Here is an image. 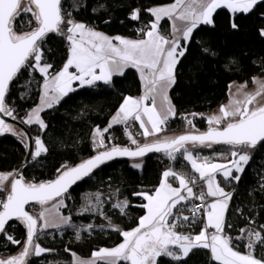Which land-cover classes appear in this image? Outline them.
I'll return each instance as SVG.
<instances>
[{
    "label": "snow or ice",
    "instance_id": "1",
    "mask_svg": "<svg viewBox=\"0 0 264 264\" xmlns=\"http://www.w3.org/2000/svg\"><path fill=\"white\" fill-rule=\"evenodd\" d=\"M261 4L264 0H173L143 10L133 8L128 16L130 20L139 21L142 11L151 19L137 29L140 38L129 39L106 35L75 19L72 10L79 11L82 6L78 0H73L72 10L65 9L63 0H0V114L3 116L19 119L28 126L37 125L44 132L48 125L41 113L77 91L74 84L79 88L95 87L101 82L112 86L115 76L134 69L142 85L140 96L123 97L106 127L96 126L92 130L95 155L75 166L61 165L55 178L48 181L29 182L18 171L0 173V192L6 193L0 199V237L5 243L21 244L10 234V222L23 225L26 232L21 251L0 257V264H28L31 256L54 251L36 242L39 234L48 229L62 232L73 228L77 241L82 232L91 234L96 225L77 226L71 214H64L63 209L68 208L66 201L71 198L69 190L118 157L132 158L131 167L142 169V159L136 158L148 153H163L170 161L182 158L191 171H177L170 166L153 189L133 191L131 195L142 201L135 206L143 209L144 215L130 230L112 224L111 217L103 211L102 193L92 194L94 200L86 195V202L77 214L100 215L122 237V242L94 250L88 259L65 248L71 256L70 264H158L163 258L182 264L201 250L207 252L211 264H264V255L256 254L257 248H264V224L255 227L256 221L249 218L248 225L241 227L236 237L229 235L227 229L233 225L228 223L227 216L233 192L222 186V182L239 184L253 154L264 148V66L260 75L251 76L249 81L229 84L228 102L216 113L207 116L191 113L183 117L191 131L161 135L166 132L168 121L177 115L169 91L176 83L177 65L188 51L194 32L202 25L215 27L214 14L218 9L230 13V27L238 30L237 14L247 15ZM165 19L170 22L168 35L162 31ZM18 27L28 30L18 31ZM258 31L264 38V27ZM50 35L61 37L67 45L66 59L58 70L46 59L43 47ZM203 52L208 54L210 50L204 48ZM23 71H28L30 78L21 87H30L35 80L33 73H39L41 80L36 82L38 103L25 117L18 118L8 96L12 83ZM249 83L253 87L249 88ZM26 94L22 93V98ZM196 117L206 120L205 131L195 128ZM130 122L139 123L147 142L141 144L132 135ZM116 125L125 126V134L135 149L113 144V137L106 136ZM4 134L15 136L33 161L47 154L40 135L31 137L0 118V136ZM150 137L153 139L149 140ZM217 145L226 146L227 154L214 151L213 156H201L195 151L214 150ZM217 158L227 162H216ZM260 189L264 191V175ZM29 205L39 206V212L33 215L27 210ZM131 206L128 198L111 204L121 215H127ZM185 209L191 214L186 215ZM196 224L201 225L199 232L178 230ZM100 228L103 230L104 226ZM241 246L243 252L239 250Z\"/></svg>",
    "mask_w": 264,
    "mask_h": 264
},
{
    "label": "trees",
    "instance_id": "2",
    "mask_svg": "<svg viewBox=\"0 0 264 264\" xmlns=\"http://www.w3.org/2000/svg\"><path fill=\"white\" fill-rule=\"evenodd\" d=\"M173 0H78L82 5L79 11L72 10L73 0H63L65 9L72 10L75 19L100 30L108 35H120L137 38V29L146 24L151 17L142 11L139 21L128 18L133 8L147 9L165 5ZM100 5L104 7L101 8ZM97 9L95 12L93 9ZM231 16L226 9H218L214 14L215 27L202 25L193 34V40L185 56L181 58L176 69V83L170 91L172 103L176 109V117L167 123L166 132L162 135H176L191 131L183 117L191 113L213 111L218 105L228 99V86L233 81H249L253 75H260L264 66V38L259 35V29L264 27V4L257 6L251 13L237 14L235 22L238 30L230 27ZM168 21L162 22V31L168 33ZM27 31V28H17ZM46 59L58 70L66 59L67 45L59 36L50 35L43 46ZM208 48V54L203 52ZM51 51H48V50ZM211 53H215L212 55ZM34 82L29 88L21 87L29 80V72L23 73L11 85L8 102L16 109L18 118L38 102L39 73H33ZM251 83H249L250 85ZM142 87L138 73L134 69L126 70L123 76H115L112 86L102 82L95 87H77L53 109L45 110L42 118L48 125L40 132L37 125L28 126L32 136L40 135L48 151L37 160H31L24 171V179L29 182H42L54 179L61 165L75 166L95 154L93 150L92 130L99 126L104 128L112 114L119 108L123 97L136 96ZM27 92L22 98V93ZM207 116V115H205ZM19 121V119L17 120ZM195 128L199 131L207 129L205 119H193ZM125 126H114L109 134L112 143L121 147L135 148L125 134ZM132 135L143 144L147 142L143 135ZM202 154L224 152L227 147L217 145L213 149H196ZM26 155V150L19 140L11 135L0 136V171H18ZM142 169L131 167L133 159L119 158L112 160L94 173L79 181L70 191L71 198L66 201L68 208L63 209L65 215L71 214L77 225L92 223L96 228L91 234L82 232L81 239H75V229L65 228L61 231L48 229L39 234L37 243L47 249H53L40 257L31 256L28 264H70L71 256L65 248L71 249L81 257H90L94 250L101 247H113L122 242V237L108 227V221L98 214L87 213L78 215L84 194L102 193L103 211L111 217L113 225L123 230L135 227L138 218L144 210L135 205L142 201L132 196L133 191L151 190L158 185L161 175L168 167L190 170L182 158L170 161L163 153H152L144 158ZM219 159V158H218ZM264 175V148L253 154V159L246 167L239 184L233 183V199L227 216L228 223L233 227L227 229L232 237L239 234V229L248 225V219L256 221L255 227L264 224V191L260 189L261 177ZM119 190V191H117ZM6 193L0 192V199ZM128 198L133 206L127 209V215H121L111 204L117 200ZM236 209H241L237 212ZM30 212L35 215L39 206H31ZM10 234L21 241L20 245L5 243L0 237V257L16 255L21 251L26 232L23 225L11 222ZM100 225L104 228L101 230ZM240 249H243L241 246ZM257 256L264 255V248H257ZM158 264H173L168 258L158 260ZM182 264H211L205 250L194 252Z\"/></svg>",
    "mask_w": 264,
    "mask_h": 264
},
{
    "label": "crops",
    "instance_id": "3",
    "mask_svg": "<svg viewBox=\"0 0 264 264\" xmlns=\"http://www.w3.org/2000/svg\"><path fill=\"white\" fill-rule=\"evenodd\" d=\"M173 2V1H172ZM171 2V3H172ZM170 4V3H169ZM165 5H167V4H165ZM166 21H168L167 19H165ZM163 22V21H162ZM168 33L167 34H165V35H168L169 34V31H170V22L168 21ZM97 30V29H96ZM98 31H100V30H98ZM102 32V31H101ZM104 33V32H103ZM106 34V33H105ZM106 35H108V34H106ZM109 36H111V35H109ZM113 36H117V35H113ZM120 36V35H119ZM122 37H124V36H122ZM126 38H129V39H138V38H130V37H126ZM236 82V81H235ZM236 83H243V82H236ZM231 84V83H230ZM74 87H78L77 85H73ZM141 87H142V85H141ZM251 87H253V85L252 84H250L249 85V88H251ZM171 91V90H170ZM170 91H169V96H170ZM142 94V90H141V93L139 94V95H136V96H133V97H138V96H140ZM170 98H171V96H170ZM228 98H229V89H228ZM172 100V99H171ZM228 102V99L225 101V102H223V103H221L220 105H218V107H216L213 111H211L208 115H210V114H212V112H214V111H216V110H218L219 109V107L222 105V104H226ZM38 103V102H37ZM174 105V104H173ZM36 106V105H35ZM34 106V107H35ZM176 110V109H175ZM116 112V111H115ZM115 112L112 114V115H114L115 114ZM41 116H42V113H41ZM112 117V116H111ZM110 117V118H111ZM110 120V119H109ZM109 122V121H108ZM131 124H133L139 131H140V133H142V130L139 128V123L138 122H130V125ZM116 126H123V125H116ZM142 135V134H141ZM162 135V134H161ZM163 136V135H162ZM169 136V135H168ZM151 139H153L152 137H150L149 138V140H151ZM201 156H213V155H211V154H202V153H199ZM222 161H225V162H227L225 159H223V158H217L216 159V162H222ZM174 169V168H173ZM175 170H177V171H182V172H190L191 171V169L188 171V170H182V169H175ZM10 172H12V171H10ZM219 179H221V181H222V177H219ZM233 183H223L222 182V186L223 187H225V190L226 191H229V192H232L233 191V185H232ZM174 186H178L177 184H175L174 183ZM144 215V214H143ZM199 230H200V228H196L195 229V232H199ZM110 248V247H109ZM239 250L240 251H244L243 249H240L239 248ZM87 258H90V257H87Z\"/></svg>",
    "mask_w": 264,
    "mask_h": 264
},
{
    "label": "water",
    "instance_id": "4",
    "mask_svg": "<svg viewBox=\"0 0 264 264\" xmlns=\"http://www.w3.org/2000/svg\"><path fill=\"white\" fill-rule=\"evenodd\" d=\"M0 118L5 119L7 123L13 124L18 130H19V129H23V130H24L25 132H27L31 137H33L32 134H31V132L29 131L27 125L22 124V123H20V122L17 121V120H12L10 117H5V116H3L2 114H0ZM204 131H205V130H204ZM201 132H203V131H201ZM181 134H183V133H181ZM176 135H180V134H176ZM132 149H135V148H132ZM149 154H152V153H148V154H146L144 157H146V156L149 155ZM94 155H95V154H94ZM144 157H143V158H144ZM119 158L132 159V158H128V157H118V158H115V159H119ZM87 159H88V158H87ZM115 159H113V160H115ZM136 159H139V158H136ZM30 162H31L30 155H29L28 152H26L25 158H24V160H23V162H22L20 168L18 169V172L21 173L23 176H24V171L26 170V168H27V166L30 164ZM109 162H110V161H109ZM87 178H88V177H87ZM74 187H75V185H74L69 191H71ZM31 206H32V205L27 206V210H28V211H30V207H31ZM10 223H11V222H10Z\"/></svg>",
    "mask_w": 264,
    "mask_h": 264
},
{
    "label": "built area",
    "instance_id": "5",
    "mask_svg": "<svg viewBox=\"0 0 264 264\" xmlns=\"http://www.w3.org/2000/svg\"><path fill=\"white\" fill-rule=\"evenodd\" d=\"M144 25H145V24H141V25L139 26V28L144 27ZM137 33H138V32H137ZM137 38H140L139 35H138ZM208 114H209V112H205L204 115H208ZM131 129L133 130V132H134L136 135L140 134V131H139V130H138L133 124L130 125L129 130H131ZM232 192H234V189H233ZM192 203H193V204H199L200 202H199V201H192ZM185 214H186V215H190L191 213H189V212L187 211V209H185ZM246 226H247V225H246ZM200 227H201L200 224H196V225H194V226L191 227V228L185 226L184 228H181V229H178V230H179V231H182V232H188V231L195 232V229H196V228H200ZM237 235H238V234H237ZM237 235H236V236H237ZM236 236H235V237H236ZM243 250H245V249L243 248Z\"/></svg>",
    "mask_w": 264,
    "mask_h": 264
},
{
    "label": "rangeland",
    "instance_id": "6",
    "mask_svg": "<svg viewBox=\"0 0 264 264\" xmlns=\"http://www.w3.org/2000/svg\"><path fill=\"white\" fill-rule=\"evenodd\" d=\"M218 110H216V111H214V112H212V114L213 113H216ZM191 130V129H190ZM220 163H226L225 161H222V162H220ZM0 173H8V171H0ZM86 195L89 197V198H92L93 200H94V197L91 195V194H89V193H87V194H84V196H83V198H82V203H81V206L82 205H84L85 204V197H86ZM81 206L79 207V209L81 208ZM114 247V246H113ZM79 256V255H78ZM81 257V256H80ZM81 258H84V259H88L87 257H81Z\"/></svg>",
    "mask_w": 264,
    "mask_h": 264
}]
</instances>
